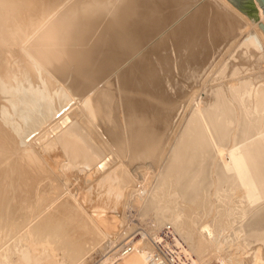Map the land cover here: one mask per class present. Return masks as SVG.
Wrapping results in <instances>:
<instances>
[{"label": "rangeland", "instance_id": "obj_1", "mask_svg": "<svg viewBox=\"0 0 264 264\" xmlns=\"http://www.w3.org/2000/svg\"><path fill=\"white\" fill-rule=\"evenodd\" d=\"M159 1L67 0L65 8L78 6L80 9H83L82 6L92 7L104 2L106 12L100 18V23L95 24L85 21V18L76 20V16L64 13L65 8H62L52 19L54 22L42 25V31L41 28L40 32L37 30V35L33 33L35 37H18L15 46L25 51L42 70V75H36V78L44 85L46 93L38 98L34 85L27 84L25 80L21 84L13 82L11 87L0 90V104L9 111L13 109L12 114L2 115L4 109L0 107V119L5 121V125L21 119L26 133L21 142L17 140L18 147L29 145L36 150L34 141L41 146L43 144L47 153L40 151L39 154L48 155L54 166L45 163L46 157L38 155V164L43 161L44 172L39 173L42 177H37L38 168H35L33 174H29L30 181L20 179L25 167L14 162V155H2L5 148L1 146L0 186L3 190L7 184L6 187L12 192L8 196H15V199L6 196L3 190L1 194H5L6 200L3 199L5 203L0 202V206L2 208V204H8L9 207L5 205V209H2L8 211V216H13L17 221L22 220L25 214L32 224L58 206H62L60 216L83 211L84 222L96 230L97 238L95 246L89 249L88 255H84L81 264H91L109 250L106 248L110 241L106 243V240L114 234L106 233V240L101 234L110 226L118 224L123 229L121 238L133 241L132 251L123 257L132 260L140 257L138 264H149L148 256L153 252L156 233L166 230L176 233L177 238H180L178 246H181L183 255L189 253L197 264H230L226 261L228 256H225L228 254L237 256L241 260L240 264H264V240L258 236L264 230V197L261 188L248 190L243 187L244 190L239 187V183L232 185L233 188L227 182L217 180L213 170L219 161L229 162L236 153H240L234 150L235 144L241 143L238 138H230L228 144L209 159L211 184L206 192L209 196L204 199L207 203L210 199L211 208L209 204L207 209L201 206L202 211L199 208L196 210L199 211V217L196 212L190 215L189 220H196L192 222L191 231L185 237L182 238L174 228L176 221L173 220V212L177 213L178 210L183 213L189 204L178 198L174 187H158L159 184L162 187L161 178L175 147V140L188 126L185 122L190 120L197 107L210 106L219 90L233 94L239 103V112L250 123L252 134L246 140L249 141L248 149L243 155L244 164L250 162V153L264 130V103H258L259 92L264 94V24L259 8L255 0H173L167 16L158 15L155 22L145 26L144 19L137 14L136 9H142L146 3L157 4ZM163 9L153 8L157 14H162ZM119 13L124 18L123 22H119ZM128 14L133 22L126 19ZM188 17L200 30L195 29L194 24L181 33L174 30L176 25ZM125 22H132L131 30L137 36L133 45L126 44L127 41L119 37L131 32L128 27H123ZM227 24L230 30L227 27L228 31L224 34L226 31L220 26H225L223 28L227 30ZM50 27L53 29L46 31L45 28ZM96 31L123 44L114 47L108 43L96 48L83 71L68 70L61 74L58 68L48 62L47 56L51 54L49 47L61 51L67 46L69 50L71 47L74 50L76 46L78 49H86L84 47L87 44L97 41L99 33ZM42 33L46 38L40 40ZM75 33L83 47L71 40ZM250 38H253L257 47L252 45ZM66 59H60V62ZM28 70L29 64L26 61L20 63L16 74H24ZM109 120L111 124L116 122L118 125L113 133L106 126ZM143 130H148L146 136L138 139L132 137L135 132ZM72 138L79 139L77 145L86 162L85 166L107 164L113 167V175L103 176L104 171L94 175L101 178L97 180L108 191L109 199L115 200V208L110 205L102 207L98 202L93 208L81 204L80 196L84 194L93 200L96 199L94 195L98 200L101 197L104 200L102 202L106 203L109 199L102 193L104 189L99 192V181L94 183L90 178L89 183H94L89 192L94 191L92 195L85 191V186L78 178L73 179L72 175L78 172V168L72 164L75 161L74 153L70 152L75 147ZM202 155L199 160L201 163L204 162ZM193 179L198 180V177L193 176ZM157 188H160V193ZM220 193L224 195L220 196ZM223 196H227L226 199ZM46 197H50L49 200L41 204L40 199L43 201ZM220 201L225 204H220ZM168 202L173 203H170L172 207ZM151 203L154 206L156 203L160 205L156 211L159 208L162 210L155 215L150 209ZM66 205L69 208L63 210ZM177 205L184 209L176 210ZM17 208L19 211L23 208L22 212L16 211ZM258 211L262 213L261 219L254 225L257 226L256 230H250ZM83 224L76 223L77 227ZM68 226L70 228L72 224ZM201 233L203 238H199Z\"/></svg>", "mask_w": 264, "mask_h": 264}, {"label": "bare ground", "instance_id": "obj_2", "mask_svg": "<svg viewBox=\"0 0 264 264\" xmlns=\"http://www.w3.org/2000/svg\"><path fill=\"white\" fill-rule=\"evenodd\" d=\"M66 2L67 0H0V90L6 87H11L13 82L19 84L20 82L22 83L25 80L27 81V84L34 85L36 87L37 89L36 96L38 98L43 97L45 95L46 89L44 88V85H42L36 78V75L37 77L42 75V70H40L35 65V63L33 62V60H31V57L29 55L25 54V51H23L20 47L15 46L16 40H18V37L22 35L24 37L27 35L28 36L27 38H30L33 35V33H36L39 31L42 25L50 21L54 22L53 18L58 14V12H60L62 8H65ZM174 2H177V0H174ZM255 2L257 4V7L259 8L260 16L264 24L263 8L260 7L258 0H255ZM167 5L169 7L167 9H163ZM172 6H173V0H160L157 4H153L152 2L146 3L142 9L140 10L136 9V11H137V14H139L140 17L144 19L145 26H149L151 25V23L156 21L158 15L162 17L167 16L170 13V9L172 8ZM77 7L78 6H76L75 8H71V7L65 8L63 12L70 13V15L74 17L76 16V20L85 18V21H90L95 24L96 23L98 24V22L100 23L101 21L100 18L106 12L104 11V7H105L104 2L97 3L92 7L82 6L83 9H80ZM130 7H131V2H130ZM154 7L160 8L161 11L163 9L164 12L162 14H157L156 10L155 11L153 10ZM131 14L133 16L135 15L134 13H131ZM118 15H119V22H123L122 19L124 18H122L120 13ZM60 19H61V16H60ZM126 19L132 21L129 14L126 16ZM38 22L40 23L37 26H34ZM132 22L130 24L125 22L123 24V27L125 29L128 27L129 30H131ZM191 24H194L195 29L200 30V28H196V26L198 25H196V23H193V20L189 19V17L184 19L179 25H176L174 27V30H177L178 32L181 33L184 31V29L188 28L189 25ZM227 25L228 26H226V28L229 27V24ZM223 27L225 26H220V28L226 31L224 32L225 34L227 33L228 28L226 30ZM45 29L46 31H49L50 29H53V28L50 27V28H45ZM40 30L42 31V28ZM229 30H230V27H229ZM100 32H97V34L99 33V35H97L98 36L97 41H95L94 44L90 43L92 44V46L86 43L88 45V47H86L87 45L84 47L86 49L77 48L76 45L81 44V40L77 33H75V35L71 37V40L73 39L74 43L77 42V44L75 43L76 44L75 49L77 48L76 50L75 49L71 50V48L73 47H71L69 50L68 46H67L68 49L63 47L64 49L62 51L58 48L53 49L49 47L48 51H50L51 54L47 56L48 62L53 64V66L56 67V69L58 68L61 74L62 73L64 74V72H67L68 70L79 69L83 71L86 68L87 60L89 59V57H91V54L95 51L96 48H99L103 46L104 44H108V43H110V45L113 44L114 47H119L123 44V42L117 43L118 41H116L115 39L108 38L106 34L101 35L102 33ZM39 35L40 33L38 34V37ZM32 37H35V35H33ZM38 37L36 38L38 39ZM119 37L122 41L126 40L127 41L126 44H131V45L135 44L136 39H137V36L135 35L133 30H131V32H129L128 34L124 33L120 35ZM45 38L46 36H44L42 33L40 40H43ZM36 41L37 40L35 39V42ZM250 41L252 45L256 46V42H254L253 38H250ZM81 45L83 47V43ZM28 48H30V46ZM63 58H67V59L64 60L63 62H60V59H63ZM26 61L29 64L30 72L28 70L24 74L22 73L16 74L17 73L16 70L19 68L20 63H23ZM213 99L214 101L210 103V106L197 107L194 110L193 115L190 118V120L188 122H185L188 124V126L186 130L183 133H181V135H179L178 138L175 140L176 141L175 147L173 148V151L170 154V157L166 163V166L163 171L162 178H161L162 187L160 186V184L158 186L162 189H164L163 188L164 185H167L168 189L171 186H172L171 188L174 187L175 188L174 190L176 191L178 198L179 199L181 198L182 200H184L186 203L189 204V206L187 205L188 207L186 206V204H183L187 207V209L185 207L186 210L183 211V213L182 211L179 212L177 210V209L182 208V207L180 208V206L178 205H177L178 207L175 208L177 210V213L173 212L175 213L174 217L176 218V219L175 218L173 219L174 221H176V225L174 228H176V230L179 232L182 238L188 235V232L191 231L190 228L192 226V222L196 220L194 219L192 221L190 219L191 220L190 222L189 220L190 215L195 213L196 210H198V208L200 211H202L201 206L206 208L208 204L210 203L209 202L210 199L208 203H207V200H205L207 196H209V195H206L208 193L207 190L209 189V188L207 189V187H209L211 184L209 171H208L210 170L209 169L210 168L209 159L212 157V155H215L216 152L223 149L226 143L228 142V140L230 141V138L235 139V140L236 138L239 139L238 141H240L241 143L240 145L235 144L234 150L237 152H240L241 154L236 153L235 157L228 160L229 162L222 160V161H219L216 165H214L213 170L216 175V179L220 181H225L230 186L236 185L237 183H239V187L241 189H244L246 187V188H249L248 190H251L253 188L259 187L261 188V193L264 197V130L261 136L258 137L256 145L250 153V159H249L250 162L245 165L244 160H243V155L246 153L245 151L248 149L247 143L249 142L246 140L252 134L250 123H248L246 119L244 118V116L242 115V113L239 112L240 106H239V103H237V100L233 96V94L231 93L225 94L224 92L219 90L217 91L216 96ZM258 103L260 105L264 103L263 93L259 92ZM0 107L1 109H4L2 104H0ZM12 110L13 109H11L10 111L7 109H4L2 115L4 114L11 115ZM109 110L110 109H107L106 111H109ZM116 124H117L116 122L114 124H111V121L110 123L106 124V126H108V130L111 133H113L115 129L118 128V125ZM23 125L24 124L21 119H18L16 122H13L9 125H5V121L0 119V149H3L1 148V146L5 148L3 149V152H2V155L4 156L14 155L15 157L14 162L18 163L20 166L25 167V169L22 170L20 174V176L22 177L19 176V178L20 179L25 178L26 181H30L31 177L29 176V174H33V170L35 168H38V171L36 173L37 177L41 176L39 175V173L44 172L42 169L43 161H41L40 165L38 164V159H40L39 156L43 158L46 157L44 161L45 163L47 162L49 165H53V161L50 160L48 155L42 156L41 154H39L40 151H44L47 153V148L43 144L41 146L38 142L36 143V141L33 142V145L36 146V150L29 145L28 146L21 145V147H18L17 140L21 142V139L24 137L26 133V131L23 128ZM14 133L16 134L14 135ZM147 134H148V130L146 131L143 130L142 132H135L134 134H132V137L134 138L136 137V139H138L140 137L146 136ZM72 140L75 145V147L70 151L71 153H74V157H75V161L72 162V164H75L78 168V172L74 173V175L72 176H73V179L78 178V181L82 185L85 186V191L89 193L91 191L90 190L91 187H93V184L97 183L101 179V178H96L94 175L95 173L104 171V174H102L103 176H110L114 174V169L111 165H107V164L105 165L97 164L96 166H89V165L85 166L86 162L83 156L80 154L79 147L77 145L79 139L77 140L76 138H72ZM231 142L234 143V140H231ZM201 154H203L202 156L204 157L203 163L199 161ZM193 176H197L198 180H194ZM56 177L57 176H54V178ZM90 178L94 180V183L92 184L89 183ZM51 180H54V179H51ZM5 181L7 182V180ZM5 181L3 183H5ZM6 186L7 184H5L4 187ZM99 186H100L99 192L105 188L102 185V182L100 181H99ZM4 187H3V190L6 196H8V193H12L10 192L9 187H6L9 190V192H6L7 189L5 190ZM160 188H157L159 193H160L159 191ZM0 189L2 190V186H0ZM105 189H104V192L102 193L106 194V197H108L109 195L107 194L108 191H106ZM3 190L2 192H0V202H3V199L6 200L5 194H1L3 193ZM156 193L154 192V194ZM89 194L93 195L95 194V192L92 191V193H89ZM163 194L162 196H164ZM165 194H166V191H165ZM221 194L222 193H220L219 195L221 196ZM236 195L235 197L238 196ZM10 196L11 198L14 197L13 200L15 199V196H12L9 194L8 197ZM172 196L173 195H171L170 197ZM93 197H95L96 199L95 198L94 199L97 201L93 200L92 198H89L85 194L81 195L80 202L84 206L86 205L85 207H88V208H93L97 202H98L97 204H99L102 207L110 205L112 208H115L114 199H109L108 197L107 199L109 200H106L107 201L106 203V202H102L104 200L101 197H100L101 199L99 198V200L97 199L96 195H94ZM226 197L227 196H225L224 199H226ZM49 198L50 197H46L43 201L40 199V203L45 204L49 200ZM220 198L221 197H219V199ZM172 199L174 198L172 197ZM5 200L3 203H5ZM74 201L77 203L76 199ZM166 201L168 200L166 199ZM175 201H173V203L177 204L178 202L176 203ZM227 201L228 199L226 200V203ZM232 202L234 203V201ZM170 203L169 205L171 206V204L173 203L171 204ZM220 204H225V203L223 202L221 203L220 201ZM5 205L7 206L8 204H5ZM5 205L2 204V208L0 206L2 215L4 213L6 215V213L8 212V211L5 212L4 210H2V209H5V207L3 208V206ZM23 206L25 205L23 204ZM157 206L159 207L160 205H158L157 203H156V206H154L153 203H151L150 205V209L153 210L152 212H154L155 215L157 214L156 212H159V210H162V208L161 209L159 208V210L156 211ZM61 208L62 206H58L57 209H53L52 211L44 215L41 219L35 221L34 224L31 223L30 219L25 217V214H23L22 220H17V221L13 218V216L12 217L8 216V213L6 216L0 215L2 216L0 218V264H81L82 260L86 256V253L87 252L89 253L90 251L89 249H93V247L96 244V238H97L95 235L96 230L92 228L86 221L84 222L83 211L80 210V213L74 212L69 215L60 216ZM66 208L68 209L69 206L68 205L64 206L63 210L64 209L66 210ZM235 209L234 211L236 212L237 209L236 210ZM22 210L23 208L20 209L21 212ZM16 211L20 212L18 208ZM198 212H196V214ZM200 214L202 215L203 212H201ZM236 215H233V216H236ZM261 215H262L261 211H258L254 220L251 223V225L253 226L250 227V230L251 229L256 230L257 226H254V225H257L256 222L259 219H261L260 217ZM199 216L197 214V217ZM74 219H78V221L77 220L74 221ZM80 222H83L84 224L80 227H77L76 223H80ZM71 224L72 226L69 228L68 225H71ZM121 226H122L121 224L120 225L118 224L116 226L114 225L110 226L108 230H106L105 233L101 234L102 238L104 239L106 237L107 235L106 233L114 234L113 237H116V238L119 237V235L121 236L123 232V229L121 228ZM202 233L199 236V238H203ZM258 236H261V238L264 240V230H262L261 233L258 234ZM113 237L112 238L109 237L110 243L112 242ZM178 239L180 238L176 237L177 244L179 242ZM116 249L117 248L115 247H111V249L106 251L105 254H103V257L101 258L99 264H138V262L141 259L140 257L136 258L135 260H132L131 258H127L123 256L118 257L116 256V252H117ZM225 256H228L226 261L230 264H233V263L240 264L241 262V260L235 255L228 254ZM225 263H221V264H225Z\"/></svg>", "mask_w": 264, "mask_h": 264}, {"label": "built area", "instance_id": "obj_3", "mask_svg": "<svg viewBox=\"0 0 264 264\" xmlns=\"http://www.w3.org/2000/svg\"><path fill=\"white\" fill-rule=\"evenodd\" d=\"M119 237H113L111 243L108 244L107 249H111V247H115L116 256H124L132 251L133 241L132 239H126ZM155 241L153 244V252L148 256L149 264H197L195 259L189 254L184 256L182 253L181 246L179 247L176 241L177 235L172 233L170 230H166L160 233H156ZM115 238V239H114ZM110 239L106 240L107 241ZM104 246V245H103ZM117 246V247H116ZM103 257V256H102ZM98 260L94 259V262L91 264H99L101 258ZM85 264H90L86 262Z\"/></svg>", "mask_w": 264, "mask_h": 264}, {"label": "water", "instance_id": "obj_4", "mask_svg": "<svg viewBox=\"0 0 264 264\" xmlns=\"http://www.w3.org/2000/svg\"><path fill=\"white\" fill-rule=\"evenodd\" d=\"M259 5L261 8H263V13H264V0H258Z\"/></svg>", "mask_w": 264, "mask_h": 264}]
</instances>
